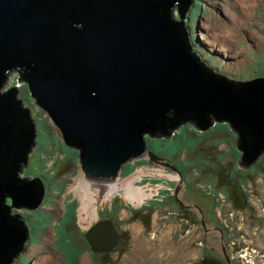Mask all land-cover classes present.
<instances>
[{"label":"water","instance_id":"obj_1","mask_svg":"<svg viewBox=\"0 0 264 264\" xmlns=\"http://www.w3.org/2000/svg\"><path fill=\"white\" fill-rule=\"evenodd\" d=\"M190 0H0V88L17 71L34 98L78 149L89 182L110 184L131 159L159 162L149 135L169 138L188 122L204 132L225 122L242 169L264 153V78L228 81L193 52L184 19ZM17 91L0 95V264L28 239L10 208L36 209L44 187L17 179L34 128ZM211 118V119H210ZM172 171H176L171 167ZM240 208L241 199L234 200ZM92 253L109 254L119 236L110 219L85 235Z\"/></svg>","mask_w":264,"mask_h":264},{"label":"rangeland","instance_id":"obj_2","mask_svg":"<svg viewBox=\"0 0 264 264\" xmlns=\"http://www.w3.org/2000/svg\"><path fill=\"white\" fill-rule=\"evenodd\" d=\"M185 15L188 40L205 67L232 81L264 78V0L245 17L235 0H190ZM225 30L236 34L235 44ZM18 79L19 73L10 71L0 95L15 89V100L34 124V144L19 177L39 179L44 195L36 209L10 208L11 216L24 220L28 239L8 264H41L44 258L53 264H100L84 237L103 218H112L122 234L104 264H264V153L255 165L240 168L236 135L228 124L210 118L213 123L204 132L186 123L166 139L147 135L149 150L181 176L146 158L131 159L114 182L100 184L118 183L121 190L98 200L91 219L82 215L75 186L85 179L78 149L64 143L30 97L27 83ZM130 181L149 194L141 202L122 190ZM232 189L242 193L240 208L229 195ZM145 215L151 216L149 225L142 223Z\"/></svg>","mask_w":264,"mask_h":264},{"label":"bare ground","instance_id":"obj_3","mask_svg":"<svg viewBox=\"0 0 264 264\" xmlns=\"http://www.w3.org/2000/svg\"><path fill=\"white\" fill-rule=\"evenodd\" d=\"M258 1L259 0H235V4H236V7L239 10L240 16L241 17L250 16L251 8L253 6H255L258 3ZM229 18H231V17L229 16ZM203 27H204V25H203ZM225 33L231 35V37L234 38L232 42H233V44H235L236 34L232 35L228 30H225ZM152 163H154V162H151V164ZM156 163L163 164L164 166H166L167 168H170V169H171V167H173V166L168 167L165 164V162H161V160H159V162H156ZM175 169H176L175 173H177V174H179L181 176L180 171L177 168H175ZM134 184H135L134 182L130 181L128 186L126 188L122 189V190L124 191L125 195L127 197H129L130 200H136L138 202H141L149 194L144 193V191H142L143 190L142 188H136V185H134ZM75 186L80 187L79 195H80V199H81V201L83 203L82 215H84L86 217L90 216L91 219H93L94 216H95L93 208H94L95 203L98 202V200H100L101 198H104V197H108L112 193L119 192L121 190V187H119L118 183H115L112 186L110 185L108 187L101 186L100 184L95 186V185H92L91 183H88L84 178H80L78 181H76ZM101 202H102V200H101ZM103 219H110L113 222V220L111 218H103ZM113 224H114V222H113ZM114 226H115V224H114ZM115 228L117 229L116 226H115ZM117 231H118V229H117ZM118 236H119V239H118V242H117L115 248L113 249V251H115V249L117 248V246H118V244L120 242V233H119V231H118ZM40 262H41V264H53L52 263L53 261H51L48 258L41 259Z\"/></svg>","mask_w":264,"mask_h":264},{"label":"trees","instance_id":"obj_4","mask_svg":"<svg viewBox=\"0 0 264 264\" xmlns=\"http://www.w3.org/2000/svg\"><path fill=\"white\" fill-rule=\"evenodd\" d=\"M188 10H189V5H188L186 11H185L184 14H183L184 17L187 16V15H185V14L188 12ZM175 15H176V18H177L178 20H180V22L183 24L184 22L181 20V18H179V12H178V11L175 12ZM182 28H183V30L186 32L184 25H182ZM213 72H214V71H213ZM214 74L221 76L220 74H217V73H215V72H214ZM221 77L224 78V76H221ZM225 78L228 79V77H225ZM228 80H229V79H228ZM229 81H232V80H229ZM20 106H21V105H20ZM21 107H22V106H21ZM21 109H22V108H21ZM28 119H29V114H28ZM29 121H31V120L29 119ZM186 123H188V122H185V123H183V124H180L179 126L176 127V129H177L178 127H180V126L186 124ZM30 124H31V125L33 126V128H34V124H33L32 121L30 122ZM176 129H174L172 132H174ZM172 132H171V133H172ZM152 138H155V137L152 136ZM160 138H161V137H160ZM162 138H163V137H162ZM28 150H30V149L28 148ZM27 153H28V151H27ZM27 153L25 154V159H26L25 161L28 160V158H27ZM22 168H23V167H21V168L19 169V172H15V175H16L17 179H19V180H23V179H25V178H21V177H19V173H20V171L22 170ZM229 178H230V177H229ZM236 184H237V182H236ZM229 195L231 196V198H232L233 196L243 198V197H242V193H240V192L238 191V189H232L231 194H229ZM232 199L234 200V197H233ZM111 219H112V218H111ZM141 220H142V223H144V224H146V225H149V224L151 223V216L145 215V217H143V219H141ZM21 222H22L23 225L25 226L24 220H22ZM26 228H27V227H26ZM121 235H122V234H121ZM126 235H127V234H126ZM23 244H24V243H23ZM23 244L21 245L20 252H17L13 257H15V256H17V255H19V254H21V252L23 251V250H22V249H23ZM210 260H211V259H210ZM201 264H205V260H203V261L201 262ZM210 264H213V262L211 261Z\"/></svg>","mask_w":264,"mask_h":264},{"label":"flooded vegetation","instance_id":"obj_5","mask_svg":"<svg viewBox=\"0 0 264 264\" xmlns=\"http://www.w3.org/2000/svg\"><path fill=\"white\" fill-rule=\"evenodd\" d=\"M177 9V7H176V5H174V6H172V8L170 9V14H171V16H173V17H170V19L172 20V22H174V23H180V20H178L176 17H175V10ZM175 9V10H174ZM174 10V11H173ZM177 11H178V9H177ZM177 20V21H176ZM20 79H21V77H20ZM22 82H24V83H26L25 81H22ZM172 134V133H171ZM162 138V137H161ZM33 139H34V135H33V138H32V143L34 144V141H33ZM32 144V145H33ZM32 145H30V146H32ZM30 149V148H29ZM166 163V162H165ZM26 179V178H25ZM28 180V179H27ZM28 181H31V180H28ZM237 198V197H236ZM19 208V207H18ZM197 208V207H196ZM13 209H16V208H13ZM9 211H10V209H9ZM201 224L203 225V223L201 222ZM120 233V240L122 239V235H121V232H119ZM25 242V241H24ZM118 247V246H117ZM96 256H97V259L98 260H100L101 262H100V264H104L105 263V261L107 260V257L109 256V254H103V255H97L96 254Z\"/></svg>","mask_w":264,"mask_h":264}]
</instances>
